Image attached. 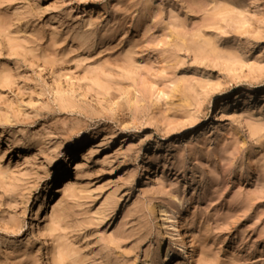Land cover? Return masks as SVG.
Masks as SVG:
<instances>
[{
  "label": "rangeland",
  "instance_id": "obj_1",
  "mask_svg": "<svg viewBox=\"0 0 264 264\" xmlns=\"http://www.w3.org/2000/svg\"><path fill=\"white\" fill-rule=\"evenodd\" d=\"M160 202L264 264V0H0V264H157Z\"/></svg>",
  "mask_w": 264,
  "mask_h": 264
},
{
  "label": "bare ground",
  "instance_id": "obj_2",
  "mask_svg": "<svg viewBox=\"0 0 264 264\" xmlns=\"http://www.w3.org/2000/svg\"><path fill=\"white\" fill-rule=\"evenodd\" d=\"M248 93V92H247ZM252 96L251 93H248V97ZM241 97L237 98V101ZM75 157V155L73 156ZM181 204V207L184 208L183 203L179 202ZM38 214H36L38 219ZM185 213L183 211L175 210L170 204H167L165 202H160L159 204L155 205V213L154 217L158 221L157 228L155 229V233L160 239H164L165 237L169 238L170 242L169 244L165 242L163 245H161V249L159 250V254L163 253V257L160 259V261L157 262V264H167V262L174 258L178 257L181 253L177 252L172 255L170 250V244L178 245L181 249V252L184 250L185 247V225H184V219H185ZM167 229V232L165 231ZM165 233L168 234L165 235ZM165 256V257H164ZM145 264H153L150 261H147Z\"/></svg>",
  "mask_w": 264,
  "mask_h": 264
}]
</instances>
